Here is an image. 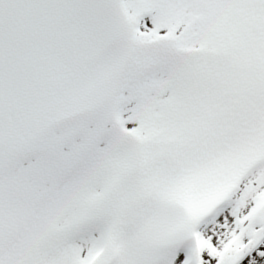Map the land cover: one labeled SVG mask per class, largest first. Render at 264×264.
I'll list each match as a JSON object with an SVG mask.
<instances>
[{
  "label": "snow or ice",
  "instance_id": "6c2138e0",
  "mask_svg": "<svg viewBox=\"0 0 264 264\" xmlns=\"http://www.w3.org/2000/svg\"><path fill=\"white\" fill-rule=\"evenodd\" d=\"M0 264H264V0H0Z\"/></svg>",
  "mask_w": 264,
  "mask_h": 264
}]
</instances>
